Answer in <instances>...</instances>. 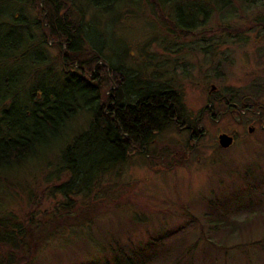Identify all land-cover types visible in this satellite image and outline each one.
Returning <instances> with one entry per match:
<instances>
[{"label":"rangeland","instance_id":"obj_1","mask_svg":"<svg viewBox=\"0 0 264 264\" xmlns=\"http://www.w3.org/2000/svg\"><path fill=\"white\" fill-rule=\"evenodd\" d=\"M158 1L119 0L117 12L96 17L107 24H101V40L94 37L92 41L96 50L106 44L115 68L122 69L118 58L129 50L127 55L132 57L126 64L130 75L143 70L147 76L137 80L126 77V88L144 90L152 85L149 76L157 75L179 91L188 121L192 122L185 126L200 137L195 140L194 136L190 139L194 141L188 143L191 130L176 125L156 134L147 150L154 155L163 152L169 155L163 167L149 157L133 154L112 187V206L107 210L99 207V197L96 201L89 195L74 197L76 206L85 213L97 207L101 216L97 224L95 220L87 224L84 232L59 227L58 234L37 251L30 264H91L100 256L97 250L101 241L117 238L120 243L129 240L135 245L147 241L149 235L156 237L159 232H169L168 238L161 240L164 252L169 253L181 241L185 246L195 244L191 264H264V243L254 244L264 239V198L256 196L253 202L248 201L243 208L227 215L228 219L212 213L209 207L224 191L234 190L232 186H245V182H252V177L264 182L262 122L254 109L243 110L238 115L236 108L225 111L218 101L224 94H241L254 86L260 89L258 105L264 106V30H251V21L264 15V7H245L243 15L231 19L210 12L206 22L188 36L179 35L171 27V14L187 24L195 12L189 9V3L200 5V0H167L159 2V8L155 4ZM179 2L184 3L179 5ZM234 7H238L235 2ZM235 29L245 32L238 33ZM46 55L53 70L60 71V64L55 61L56 50L49 48ZM102 63L99 62L109 68L110 62L104 59ZM217 63H220L218 69ZM207 104L216 117L201 115ZM194 120H198V126L193 124ZM86 125L83 116L76 117L68 126L66 141L43 148L36 157L7 173L6 189L1 190L0 196V215L23 221L32 211L37 219L42 212H52L57 203L63 202L60 195L48 194L49 187L58 182L47 176L57 163L60 147ZM221 133L233 137L229 148H218L217 138ZM183 151L186 157L181 156ZM172 156H175L173 168L167 165ZM247 172L249 176L245 178ZM246 189L247 186L243 188ZM258 189L264 190V184ZM114 204L122 208L115 211ZM246 219L251 223L240 227ZM133 220H137V226H131ZM173 259L164 263L169 264Z\"/></svg>","mask_w":264,"mask_h":264},{"label":"trees","instance_id":"obj_2","mask_svg":"<svg viewBox=\"0 0 264 264\" xmlns=\"http://www.w3.org/2000/svg\"><path fill=\"white\" fill-rule=\"evenodd\" d=\"M159 2L167 0L155 3L158 8ZM234 2L238 7H234ZM118 3L119 0H0V196L1 190L6 189L7 173L36 157L43 148L66 141L68 126L76 117L81 115L87 121L84 130L60 147L57 163L47 176L58 182L49 187L48 194L60 195L63 202L57 203L52 212H42L37 219L32 211L23 221L0 215V264H22V261L30 264L37 251L58 234L59 227L84 232L87 224L101 216L97 207L85 213L76 206L74 197L89 195L92 201L99 197V207L107 210L112 206V187L116 186L130 157L133 154L149 157L162 168L169 155L165 152L154 155L147 150L155 135L170 125L182 128L192 125L182 94L162 82L160 76H149L152 85L144 90L126 88V77L137 80L147 76L143 70L130 75L126 64L132 57L127 55L129 50L118 58L122 69L113 65L112 52L106 44L102 42L100 50H96L92 38L101 40V24L105 22L96 17L117 12ZM199 3H189V9L195 12L187 24L171 14V27L179 35L191 36L193 30L206 22L210 12L231 19L243 15L245 7H264L262 0H200ZM251 23V30H264V15L255 17ZM49 48L56 50L55 61L60 64V71L53 70L46 55ZM104 59L111 67L102 65ZM219 65L216 64V69ZM248 90L224 94L218 101L225 111L226 106L236 108L238 115L243 110L254 109L261 121L264 106L258 105L260 89L251 86ZM201 115L216 117L208 104ZM193 124L198 126V120ZM194 136L196 140L200 134L193 133ZM193 141L188 139V143ZM186 154L183 151L181 156ZM175 156L169 157L171 162L167 165L171 168ZM247 176L248 172L244 177ZM251 181H244L245 186H232L231 192L224 191L210 203L212 213L228 219L227 215L243 208L246 202H253L256 196L264 198V190L258 189L263 180L252 177ZM246 186L248 191L243 190ZM118 206L114 204L112 209L120 210L122 206ZM136 223L133 220L131 226H137ZM246 223L251 221L246 219L240 227ZM168 235L169 232H159L156 237L149 235L147 241L135 245L129 240L120 243L117 238L101 241L97 250L100 256L91 264H101L100 260L103 264H165L172 257L169 264L194 262L191 253L195 244L185 246L181 241L169 253L163 251L161 240ZM262 243L264 239L254 244Z\"/></svg>","mask_w":264,"mask_h":264},{"label":"water","instance_id":"obj_3","mask_svg":"<svg viewBox=\"0 0 264 264\" xmlns=\"http://www.w3.org/2000/svg\"><path fill=\"white\" fill-rule=\"evenodd\" d=\"M212 89H214L213 86L211 87V90ZM252 130H253L252 128H249L248 129L249 133H251ZM217 139H218V145L223 149L229 148L233 143V138L224 133L219 134Z\"/></svg>","mask_w":264,"mask_h":264},{"label":"flooded vegetation","instance_id":"obj_4","mask_svg":"<svg viewBox=\"0 0 264 264\" xmlns=\"http://www.w3.org/2000/svg\"><path fill=\"white\" fill-rule=\"evenodd\" d=\"M226 109L227 110L230 109V106H226ZM210 117H212V115ZM261 122H262V126L261 127L263 128L264 127V119H261ZM183 128H187V129L191 130L190 135L188 136V138L191 139L193 137V133H195V132H193L192 129L190 127H188V126H184Z\"/></svg>","mask_w":264,"mask_h":264}]
</instances>
